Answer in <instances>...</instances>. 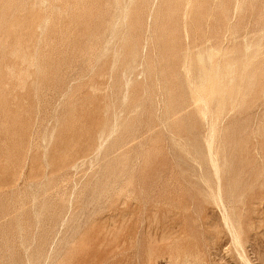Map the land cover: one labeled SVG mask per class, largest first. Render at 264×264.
<instances>
[{
  "label": "rangeland",
  "instance_id": "1",
  "mask_svg": "<svg viewBox=\"0 0 264 264\" xmlns=\"http://www.w3.org/2000/svg\"><path fill=\"white\" fill-rule=\"evenodd\" d=\"M193 2L0 0V264H264V0Z\"/></svg>",
  "mask_w": 264,
  "mask_h": 264
},
{
  "label": "bare ground",
  "instance_id": "2",
  "mask_svg": "<svg viewBox=\"0 0 264 264\" xmlns=\"http://www.w3.org/2000/svg\"><path fill=\"white\" fill-rule=\"evenodd\" d=\"M144 1H145V0H144ZM176 1H177V0H176ZM181 1H182V0H181ZM186 1H187V0H186ZM189 1H190V0H189ZM193 1H194V2H193ZM198 1H199V0H198ZM200 1H202V0H200ZM141 2H142V1H141ZM191 2H193L194 5H197V4H195V3H197L196 0H191ZM235 2H236V1H235ZM139 3H140V2H139ZM143 3H144V2H143ZM184 3H185V5H186L187 2H184ZM198 3H199V2H198ZM201 3H202V2H201ZM179 4H180V3H179ZM181 4H183V3H181ZM139 5H141V4H139ZM152 5H153V4H152ZM177 5H178V3H177ZM142 6H143V5H142ZM178 6H180V5H178ZM188 6L190 7V5H188ZM233 6L236 7V3H235V5H233ZM180 7H182V6H180ZM192 7H196V6H192ZM136 8H138V7H136ZM145 8H146V7H145ZM151 8H153V7H151ZM177 8H178V7H177ZM183 8H184V6H183ZM198 8H199V7H198ZM179 9H180V8H179ZM189 9H190V8H189ZM202 9H203V8H202ZM220 9H221V8H220ZM135 10H136V9H135ZM148 10H149V9H148ZM150 10H151V9H150ZM170 10H171V12H172V9H170ZM182 10H183V9H182ZM234 10H235V9H234ZM234 10H233V11H234ZM141 11H142V9H141ZM154 11H155V10H154ZM173 11H174V10H173ZM177 11H178V10H177ZM180 11H181V10H180ZM183 11H184V10H183ZM197 11H198V10H197ZM147 12H148V11H146V13H147ZM151 12H152V11H151ZM155 12H157V11H155ZM155 12H154V13H155ZM192 12H193V11H192ZM200 12H202V11H200ZM210 12H211V11H210ZM220 12H222V11L220 10ZM262 12H263V11H262ZM133 13H134V12H133ZM144 13H145V12H144ZM148 13H149V12H148ZM176 13H177V12H176ZM183 13H184V12H182V15H181L182 17H183ZM222 13H223V12H222ZM222 13H221V14H222ZM200 14H202V13H200ZM204 14H205V12H204ZM234 14H235V13H233V15H234ZM142 15H143V14H142ZM151 15H152V13H151ZM157 15H158V14H157ZM184 15H186V14L184 13ZM188 15H189V14H188ZM188 15H186L187 18H188ZM222 15H223V14H222ZM224 15H225V14H224ZM143 16H144V15H143ZM205 16H206V15H205ZM134 17H135V16H134ZM202 17H203V16H202ZM232 17H233V16H232ZM258 17H259V16H258ZM124 19H125V18H124ZM138 19H139V18H138ZM138 19H137V20H138ZM221 19H222V18H221ZM181 20H182V19H181ZM186 20H187V19H186ZM140 21H141V20H140ZM140 21H139V22H140ZM183 21H184V20H183ZM183 21H182V23L185 25V23H184ZM190 21H191V20H190ZM173 22H174V21H173ZM197 22H198V21H197ZM175 23H176V22H175ZM178 23H179V22H178ZM222 23H223V22H222ZM250 23H251V22H250ZM139 24H141V23H139ZM198 24H199V23H198ZM244 24H245V23H244ZM129 25H130V22H129ZM131 25H132V24H131ZM143 25H144V24H143ZM141 26H142V24H141ZM253 26H254V25H253ZM128 27H129V26H128ZM174 27H175V26H174ZM184 27H185V26H184ZM251 27H252V26H251ZM182 28H183V27H182ZM182 28H181V29H182ZM193 28H194V27H193ZM202 28H203V27H202ZM150 29H151V28H150ZM179 29H180V28H179ZM259 29L261 30V28H259ZM135 30H136V29H135ZM140 30H141V29H140ZM146 30H147V29H146ZM183 30H185V29H183ZM194 30H195V29H194ZM200 30H201V29H200ZM222 30H224V29L221 28V31H222ZM253 30H254V28H253ZM257 30H258V28H257ZM128 31H129V30H128ZM128 31H127V32H128ZM150 31H151V30H150ZM171 31H172V30H171ZM262 31H263V30H262ZM133 32H134V31H132V33H133ZM136 32H137V31H136ZM200 32H201V31H200ZM200 32H199V33H200ZM202 32H203V31H202ZM222 32H224V31H222ZM125 33H126V32H125ZM128 33H129V32H128ZM145 33H146V32H145ZM170 33H171V32H170ZM174 33H175V32H174ZM184 33H185V32H184ZM148 34H149V32H148ZM148 34H147V35H148ZM185 34H186V33H185ZM200 34H201V33H200ZM210 34H211V33H210ZM222 34H223V33H222ZM132 35L134 36L135 34H132ZM150 35H151V34H150ZM183 35H184V34H183ZM183 35H182V36H183ZM203 35H204V34H203ZM126 36H129V35H126ZM145 36H146V35H145ZM186 36H188V35H186ZM195 36H196V35H195ZM205 36H206V34H205ZM217 36H218V34H217ZM137 37H138V36H137ZM197 37H198V35H197ZM223 37H224V36H223ZM138 38H140V37H138ZM147 38H148V37H146V39H147ZM129 39H130V38H129ZM136 39H137V38H136ZM136 39H135V40H136ZM146 39H144V40L146 41ZM223 39L225 40V37H224ZM131 40H133V39H131ZM202 40H203V39H202ZM217 40H218V39H217ZM217 40H216V41H217ZM140 41H141V40H140ZM129 42H130V40H129ZM147 42H148V41H147ZM194 42H195V41H194ZM198 42H199V41H198ZM222 42H223V41H222ZM223 45H224V44H223ZM137 46H138V45H137ZM137 46H136V48H137ZM138 47H139V46H138ZM221 48H222V47H221ZM221 48H220V49H221ZM140 49H141V48H140ZM133 50H134V49H133ZM225 50H226V49H225ZM240 50H241V49H240ZM229 52H230V51H229ZM216 54H217V51H216ZM212 55H213V53H212ZM215 56H216V55H215ZM150 58H151V57H150ZM231 58H232V56H231ZM211 60H212V58H211ZM228 60H229V59H228ZM192 61H194V59H193ZM214 61H215V60H214ZM221 61H222V60H221ZM238 61H239V60H238ZM151 62H152V61H151ZM153 62H154V60H153ZM259 62H260V61H259ZM188 64H189V63H188ZM185 65H186V63H185ZM190 65H191V64H190ZM212 65H213V63H212ZM259 65H260V63H259ZM151 66H152V65H151ZM188 66H189V65H188ZM255 66H256V65H255ZM186 67H187V66H186ZM261 67H262V65H261ZM153 68H154V66H153ZM210 68H211V67H210ZM257 68H258V67H257ZM160 69H161V68H160ZM154 70H155V69H154ZM187 70L189 71V74H190V70H189V69H187ZM188 71H187V72H188ZM246 71H247V70H246ZM248 72H249V71H248ZM256 72H257V70H256ZM259 73H260V72H259ZM259 73H258V74H259ZM189 74H188V75H189ZM186 75H187V73H186ZM246 75H247V74H246ZM246 75H245V76H246ZM261 75H262V72H261ZM259 76H260V75H259ZM186 77H187V76H186ZM215 78H217V77H215ZM234 78H235V77H234ZM188 79H191V77L188 78ZM188 79H187V80H188ZM202 79H203V78H202ZM204 79H205V77H204ZM212 79H213V78H212ZM206 80H207V79H206ZM208 80H210V79H208ZM188 81H189V80H188ZM208 82H209V81H207V84H208ZM213 82H214V81H213ZM236 82H238V81H236ZM189 83H190V82H189ZM191 83H193V82H191ZM209 83H211V81H210ZM215 84H217V83H215ZM232 84H233V83H232ZM205 86H206V85H205ZM213 86H214V85H213ZM217 86H218V84H217ZM233 87H234V85H233ZM192 88H193V87H192ZM204 88H205V87H204ZM206 88H207V87H206ZM194 89H196V88H194ZM213 89H214V88H213ZM219 89H221V88H219ZM256 89H257V88H256ZM168 90H169V89H168ZM215 90H216V89H215ZM215 90H214V93H215ZM231 90H232V89H231ZM233 90H234V88H233ZM192 91H193V90H192ZM194 91L196 92V90H194ZM194 91H193V92H194ZM201 91H202V89H201ZM201 91L199 90V92H201ZM197 92H198V91H197ZM199 92H198V93H199ZM202 92H204V90H203ZM205 92H207V90H206ZM230 92H231V91H230ZM207 93H208V92H207ZM233 93H234V92H233ZM246 93H247V92H246ZM194 94H195V93H194ZM203 94H206V93H203ZM212 94H213V90H212ZM212 94H211V95H212ZM213 95H214V94H213ZM150 96H151V95H150ZM257 96H258V95H257ZM194 97H195V95H194ZM205 97H206V96H205ZM209 97H210V96H209ZM209 97H208V98H209ZM195 98H196V97H195ZM253 98H254V96H253ZM145 99H146V98H145ZM212 99H213V98H212ZM260 99H261V98H260ZM194 100H196V99H194ZM143 102H144V101H143ZM197 102H198V101H197ZM197 102H196V103H197ZM199 102H200V101H199ZM207 102H208V101H207ZM252 102H255V101H252ZM140 104H141V103H140ZM207 104H208V103H207ZM196 105H197V104H196ZM200 105H201V103H200ZM208 106H209V104H208ZM198 108H199V107H198ZM205 108H206V107H205ZM257 109H258V108H257ZM210 111H211V110H210ZM208 112H209V110H208ZM199 113H200V111H199ZM209 113H210V112H209ZM209 113H208V114H209ZM214 113H215V112H214ZM212 114H213V112H212ZM215 114H217V113H215ZM208 116H209V115H207V117H208ZM211 116H212V115H211ZM211 116H210V117H211ZM213 116H215V115H213ZM213 118H214V117H212V119H213ZM212 119H211V120H212ZM257 120H258V119H257ZM212 122H213V121H212ZM216 122H217V120H216ZM210 123H211V122H210ZM127 125H128V124H127ZM214 125H216V123H215ZM209 126H210V125H209ZM214 127H215V126H214ZM138 129H139V128H138ZM208 129H209V128H208ZM214 129H215V128H214ZM209 130H210V129H209ZM230 130H231V129H230ZM210 131H211V130H210ZM215 131H216V130H215ZM257 131H258V128H257ZM211 132H212V131H211ZM211 132H210V133H211ZM210 133L208 132V134H210ZM259 134H260V133H259ZM107 135H108V134H107ZM214 135H215V133H214ZM228 135H229V134H228ZM257 135H258V134H257ZM206 137H207V136H206ZM209 137H210V136H209ZM213 137H214V136H213ZM232 138H234V137H232ZM255 138H256V137H255ZM261 138H262V137H261ZM213 140H214V139H212V141H213ZM231 142H232V141H231ZM238 142H239V141H238ZM260 142H261V144H262V141H260ZM228 143H229V142H228ZM204 144H205V143H204ZM100 145H101V144H100ZM205 145H206V144H205ZM222 145H223V144H222ZM229 145H230V144H229ZM235 147H236V146H235ZM102 148H103V147H102ZM233 148H234V147H233ZM261 148H262V145H261ZM115 149H116V148H115ZM231 149H232V148H231ZM239 149H240V148H239ZM225 150H226V149H225ZM234 150H235V148H234ZM207 151H208V150H207ZM207 151H206V152H207ZM210 151H211V150H210ZM236 151H237V150H236ZM257 151H258V149H257ZM216 152H217V151H215V153H216ZM230 152H231V151H230ZM232 152H234V151H232ZM241 152H242V151H241ZM255 152H256V151H255ZM255 152H254V154H255ZM263 152H264V151H263ZM210 153H212V152H210ZM213 153H214V152H213ZM207 154H208V153H207ZM256 154H257V153H256ZM259 154H260V153H259ZM212 155H214V154H212ZM212 155H211V156H212ZM216 155H218V154H215V156H216ZM228 155H229V153H228ZM207 156H210V155L208 154ZM258 156H259V155H258ZM227 157H228V156H227ZM233 157H234V156H233ZM260 157H261V156H260ZM209 158H210V157H209ZM209 158H208V161H209ZM216 158H217V156H216ZM228 158H229V157H228ZM211 159H212V157H211ZM223 160H224V159H223ZM231 160H232V159H231ZM242 160H243V159H242ZM229 161H230V160H229ZM229 161H228V162H229ZM210 162H211V161H210ZM260 162H261V161H260ZM225 163H226V162H225ZM217 164H218V163H217ZM260 164H261V163H260ZM222 165H224V164H222ZM238 165H239V164H238ZM210 166H211V164H210ZM217 166H218V165H217ZM260 167H262V166H260ZM217 168H219V167H217ZM212 169H213V168H212ZM225 169H226V168H225ZM225 169H224V170H225ZM261 169H262V168H261ZM231 170H232V169H231ZM262 170H263V169H262ZM127 171H128V170H127ZM218 171H219V170L217 169V172H218ZM245 173H246V172H245ZM213 174H214V172H213ZM254 174H255V173H254ZM258 174H259V173H258ZM259 175H260V174H259ZM214 176H215V175H214ZM222 176H223V175H222ZM252 176H253V175H252ZM252 176H251V177H252ZM260 176H261V175H260ZM230 177H231V176H230ZM230 177H229V178H230ZM237 177H238V176H237ZM231 178H232V177H231ZM262 178H263V177H262ZM226 179H227V178H226ZM234 179H235V178H234ZM241 179H242V178H241ZM257 179H258V177H257ZM263 179H264V178H263ZM230 180H231V179H230ZM221 181H222V180H221ZM245 181H246V180H245ZM251 181H252V180H251ZM260 182H261V184H262V181H260ZM205 183H206V182H205ZM252 183H253V182H252ZM98 184H99V183H98ZM219 184H220V182H219ZM116 185H117V184H116ZM214 185H216V184H214ZM216 186H217V185H216ZM219 186H220V185H219ZM263 186H264V185H263ZM212 187H213V186H212ZM87 188H88V187H87ZM87 190H88V189H87ZM112 190H113V189H112ZM103 192H104V191H103ZM208 194H209V193H208ZM214 194H217V193H214ZM83 195H85V194H83ZM211 195H212V194H211ZM34 196H35V195H34ZM95 196H96V195H95ZM104 196H105V195H104ZM215 196H217V195H215ZM85 197H87V196H85ZM83 198H84V197H83ZM216 198H218V196H217ZM220 198H221V197H220ZM33 199H34V198H33ZM213 199H215V198H213ZM84 200H85V199H84ZM108 200H109V199H108ZM87 202H88V201H87ZM103 202H104V201H103ZM216 202H217V201H214V203H216ZM257 202H258V201H257ZM82 203H83V201H82ZM219 203H220V202H219ZM222 204H223V203H222ZM66 205H67V204H66ZM220 205H221V204H220ZM223 205H224V204H223ZM67 207H68V206H67ZM217 207H218V205H217ZM221 207H222V206H221ZM221 207H220V208H221ZM223 207H225V206H223ZM69 208H70V207H69ZM81 208H82V207H81ZM67 209H68V208H67ZM85 209H86V208H85ZM223 209H224V208H223ZM223 209H222V210H223ZM225 210H226V209H225ZM225 210H224V211H225ZM80 211H81V210H80ZM84 211H86V210H84ZM89 211H90V210H89ZM224 211H223V212H224ZM221 212H222V211H221ZM60 213H61V212H60ZM83 213H84V212H83ZM86 213H87V212H86ZM89 213H90V212H89ZM226 213H227V212H225V214H226ZM87 214H88V213H87ZM87 214H86V215H87ZM220 214H221V213H220ZM65 215H66V214H65ZM88 215H89V214H88ZM227 215H228V214H227ZM227 215H226V216H227ZM221 216H222V215H221ZM230 216H231V215H230ZM257 216H258V215H257ZM70 217H71V216H70ZM85 217H86V216H85ZM58 218H59V217H58ZM64 218H65V217H64ZM221 218H222V217H221ZM84 219H86V218H84ZM228 219H229V217H228ZM233 219H234V218H233ZM61 220L63 221V219H61ZM143 220H144V219H143ZM256 220H257V219H256ZM228 221H229V220H228ZM83 222H84V221H83ZM226 222H227V220H226ZM229 222H230V221H229ZM57 223H58V222H57ZM223 223H224V222H223ZM257 223H258V222H257ZM82 224H83V223H82ZM231 224H232V223H231ZM260 224H261V223H260ZM61 225H62V223L60 222V226H61ZM139 225H140V224H139ZM226 225H227V224H226ZM256 225H257V224H256ZM258 225H259V224H258ZM55 226H56V224H55ZM81 226H82V225H81ZM55 228H56V230H57L58 226L55 227ZM227 228H230V226H229V227L227 226ZM231 228H232V227H231ZM59 229H60V228H58V230H59ZM61 229H62V228H61ZM232 229H233V228H232ZM236 229H237V228H236ZM58 230H57V232H58ZM62 230H63V229H62ZM62 230H61V231H62ZM230 231L233 232L232 230H230ZM235 231H236V230H235ZM228 232H229V229H228ZM219 233H220V232H219ZM59 234H60V232H59ZM63 234H64V233H63ZM75 234H76V232H75ZM230 234H231V233H230ZM233 234H234V235H233V236H234V239H235L238 243H240L239 235L236 234V233H233ZM55 235H56V234H55ZM55 235H54V236H55ZM220 236H221V235H220ZM242 236H243V235H242ZM58 237H59V235H58ZM63 237H64V236H63ZM207 237H209V236H207ZM217 237H218V236H217ZM231 237H232V236H231ZM210 238H211V237H210ZM212 238H213L212 240H214V237H212ZM52 239H53V238H52ZM210 240H211V239H210ZM230 240H231V239H230ZM65 242H67V241L65 240ZM65 242H62V243H65ZM212 242H213V241H212ZM212 242H211V243H212ZM233 242H234V241H233ZM54 243H55V241H54ZM51 244H52V243H51ZM218 244H219V243H218ZM240 244H241V243H240ZM247 244H248V243H247ZM64 245H65V244H64ZM237 245H239V244H237ZM252 245H253V244H252ZM255 245H256V244H255ZM52 246H53V245H52ZM210 246L212 247V245H210ZM210 246H208V247H210ZM214 246H215V245H214ZM232 246L234 247L235 244H234V245L232 244ZM240 246H241V245H240ZM256 246H257V245H256ZM258 246H259V245H258ZM258 246H257V247H258ZM64 247H65V246H64ZM208 247H207V248H208ZM217 247H218V246H217ZM215 248H216V247H215ZM234 248H236V246H235ZM238 248H239V247H238ZM240 248H241V247H240ZM52 249H53V248H52ZM209 249H211V248H209ZM218 249H219V248H218ZM241 249H242V248H241ZM49 251H50V250H49ZM216 251H217V249H216ZM237 251H238V250H237ZM240 251H241V250H240ZM242 251H243V250H242ZM251 251H252V250H251ZM48 253H49V252H48ZM212 253H213V251H212ZM214 253H215V252H214ZM243 253H244V252H243ZM239 254L241 255L242 253L239 252ZM237 255H238V254H237ZM46 256H47V255H46ZM207 256H208V255H207ZM241 256H242V255H241ZM244 256H245V255H244ZM195 257H196V256H195ZM46 259H48V258L46 257ZM185 259H186V258H185ZM239 259H240V257H239ZM241 260H242V259H241ZM187 261H188V260H187ZM239 261H240V260H239ZM244 261H245V260H243V262H244ZM247 261H248V263H249V260H247ZM46 262H47V261H46ZM185 262H186V261H185ZM189 263H190V262H189ZM240 263H241V262H240ZM191 264H192V263H191ZM244 264H246V263L244 262ZM249 264H250V263H249Z\"/></svg>",
  "mask_w": 264,
  "mask_h": 264
}]
</instances>
